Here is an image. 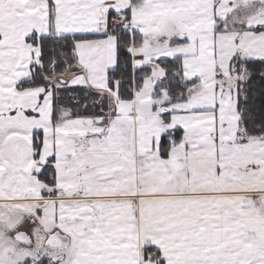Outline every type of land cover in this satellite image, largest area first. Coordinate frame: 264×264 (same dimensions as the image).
<instances>
[{
  "label": "snow or ice",
  "instance_id": "1",
  "mask_svg": "<svg viewBox=\"0 0 264 264\" xmlns=\"http://www.w3.org/2000/svg\"><path fill=\"white\" fill-rule=\"evenodd\" d=\"M0 264H264V0H0Z\"/></svg>",
  "mask_w": 264,
  "mask_h": 264
}]
</instances>
